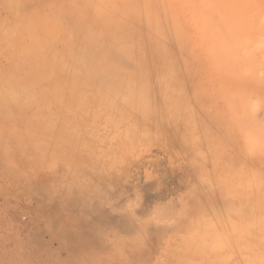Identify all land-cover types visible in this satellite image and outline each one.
Returning <instances> with one entry per match:
<instances>
[{
	"label": "rangeland",
	"instance_id": "rangeland-1",
	"mask_svg": "<svg viewBox=\"0 0 264 264\" xmlns=\"http://www.w3.org/2000/svg\"><path fill=\"white\" fill-rule=\"evenodd\" d=\"M261 214L264 0H0V264H264Z\"/></svg>",
	"mask_w": 264,
	"mask_h": 264
},
{
	"label": "bare ground",
	"instance_id": "bare-ground-1",
	"mask_svg": "<svg viewBox=\"0 0 264 264\" xmlns=\"http://www.w3.org/2000/svg\"><path fill=\"white\" fill-rule=\"evenodd\" d=\"M257 27V29L259 28L258 26H256ZM247 33V32H246ZM254 39V38H253ZM259 42V41H258ZM261 44V43H260ZM256 45H257V43H256ZM245 51H246V48H243ZM243 49H241V50H243ZM248 49H249V47H248ZM247 49V50H248ZM257 51V50H256ZM248 52V51H247ZM257 70V69H256ZM252 78V77H251ZM256 78V77H255ZM255 138L254 137H251V142L250 143H248L249 145L251 144V146H257L258 145V143L257 142H259V140H254ZM249 140V139H248ZM248 142V141H247ZM262 215V214H261ZM262 216H264V215H262ZM264 218V217H263ZM259 222H261L260 224L259 223H257V230H259V228L261 227V231L262 232H264V220H262V218L261 219H259ZM261 232V233H262Z\"/></svg>",
	"mask_w": 264,
	"mask_h": 264
},
{
	"label": "crops",
	"instance_id": "crops-1",
	"mask_svg": "<svg viewBox=\"0 0 264 264\" xmlns=\"http://www.w3.org/2000/svg\"><path fill=\"white\" fill-rule=\"evenodd\" d=\"M139 239H141V241H145V236H141Z\"/></svg>",
	"mask_w": 264,
	"mask_h": 264
}]
</instances>
